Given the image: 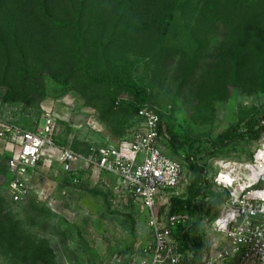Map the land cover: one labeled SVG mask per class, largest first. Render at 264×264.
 <instances>
[{
    "label": "rangeland",
    "instance_id": "obj_1",
    "mask_svg": "<svg viewBox=\"0 0 264 264\" xmlns=\"http://www.w3.org/2000/svg\"><path fill=\"white\" fill-rule=\"evenodd\" d=\"M0 101L28 129L53 110L59 143L80 155L129 139L148 104L171 118L162 149L189 183L188 147L171 135L201 155L209 139L264 112V0H0ZM263 140L202 165L212 174L216 159L248 162ZM6 163L0 157V264H131L152 245L146 212L113 178L75 186L57 165L41 167L33 185L42 193L13 203ZM207 194L188 215L199 240L193 264L222 238L211 227L225 193L210 185Z\"/></svg>",
    "mask_w": 264,
    "mask_h": 264
},
{
    "label": "built area",
    "instance_id": "obj_2",
    "mask_svg": "<svg viewBox=\"0 0 264 264\" xmlns=\"http://www.w3.org/2000/svg\"><path fill=\"white\" fill-rule=\"evenodd\" d=\"M137 117L141 128L129 139L80 155L58 142L59 120L53 110L45 109L39 124L28 129L9 119L0 102V157H7L8 195L13 203L31 193L40 195L42 188L33 180L41 167L49 171L57 165L73 185L111 177L121 193L140 203L153 232L152 245L131 264L191 262L196 257L184 254L176 237L189 216L171 213L172 205L166 206L172 192L188 185L183 166L162 150L164 127L158 112L144 106ZM210 179L229 194L211 227L225 241L214 243L202 264H264V140L248 162L216 159Z\"/></svg>",
    "mask_w": 264,
    "mask_h": 264
},
{
    "label": "trees",
    "instance_id": "obj_3",
    "mask_svg": "<svg viewBox=\"0 0 264 264\" xmlns=\"http://www.w3.org/2000/svg\"><path fill=\"white\" fill-rule=\"evenodd\" d=\"M128 1H132V0H128ZM86 11H87V5H85V7L81 10V12L85 13ZM62 26L65 27L69 25H62ZM144 106H149V105L148 104L140 105L137 108V114H138L139 109ZM158 114L161 117L162 124L166 123V125L167 124L169 125L171 118L169 116H164L160 113ZM261 121H263L264 123V112L262 113L261 116L251 117L240 129H229L221 133L217 137L209 139L208 143L210 145V148L201 155H197L193 151V143L187 144L186 141H183L171 135L170 139L175 144H177L178 146L188 147L187 159L189 161V172L191 176V180L187 185L186 197L184 199H173V203L171 206V213H186L187 215H189L190 211H193V213L199 212V211L202 212L201 211L202 207L198 202L202 201L205 197H207L208 195L207 189L210 185H212L211 179H210L211 174H209L208 171H206L204 165H202V160L204 159V157L212 155L220 151L221 149L226 148L229 145L240 143V142H245L248 140L258 139L261 136V134L264 132V126L260 127L259 125ZM161 142L163 146L165 142V134ZM67 179L69 180L70 178L67 177ZM82 183L83 182L75 186H79ZM224 193L225 195L222 196V199H223L222 204H224V202L227 200L228 195H229L227 191H224ZM196 227H197V222H192L189 217L188 223L185 226L178 229L176 233V237L180 241L181 251L184 254H191V255L193 254V256L197 258L199 255L198 254L199 240L196 235L197 233ZM0 232L2 234L6 233V227L4 226L3 223H0ZM193 261L194 260H191V262H187L185 264H193Z\"/></svg>",
    "mask_w": 264,
    "mask_h": 264
},
{
    "label": "crops",
    "instance_id": "obj_4",
    "mask_svg": "<svg viewBox=\"0 0 264 264\" xmlns=\"http://www.w3.org/2000/svg\"><path fill=\"white\" fill-rule=\"evenodd\" d=\"M221 240H224V238L222 237ZM225 241V240H224Z\"/></svg>",
    "mask_w": 264,
    "mask_h": 264
}]
</instances>
